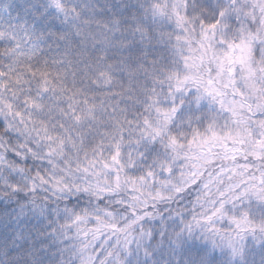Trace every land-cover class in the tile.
I'll list each match as a JSON object with an SVG mask.
<instances>
[{
  "label": "snow or ice",
  "instance_id": "snow-or-ice-1",
  "mask_svg": "<svg viewBox=\"0 0 264 264\" xmlns=\"http://www.w3.org/2000/svg\"><path fill=\"white\" fill-rule=\"evenodd\" d=\"M0 264H264V0H0Z\"/></svg>",
  "mask_w": 264,
  "mask_h": 264
}]
</instances>
